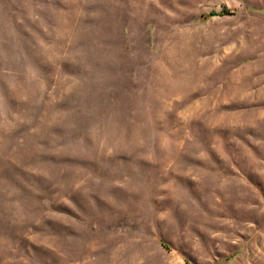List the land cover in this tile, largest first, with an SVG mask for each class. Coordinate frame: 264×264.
Masks as SVG:
<instances>
[{
	"label": "rangeland",
	"instance_id": "obj_1",
	"mask_svg": "<svg viewBox=\"0 0 264 264\" xmlns=\"http://www.w3.org/2000/svg\"><path fill=\"white\" fill-rule=\"evenodd\" d=\"M0 264H264V0H0Z\"/></svg>",
	"mask_w": 264,
	"mask_h": 264
}]
</instances>
